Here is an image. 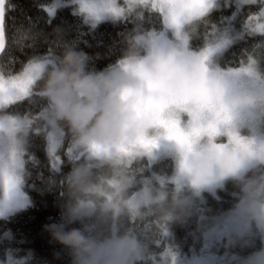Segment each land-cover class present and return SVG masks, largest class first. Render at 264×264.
<instances>
[{
  "label": "trees",
  "instance_id": "16d2710c",
  "mask_svg": "<svg viewBox=\"0 0 264 264\" xmlns=\"http://www.w3.org/2000/svg\"><path fill=\"white\" fill-rule=\"evenodd\" d=\"M54 1L8 0L6 6V43L5 52L0 55V73L10 79L20 75L32 61L51 59L54 64L46 65L26 97L6 107L7 116L30 122L29 130L21 136L22 182L28 204L25 209L0 218V258L11 250L17 257H25V264H77L78 257L85 260L84 253L61 243L54 231L76 230L96 243L113 237L114 223L116 237H133L145 257L158 256L169 248L190 254L199 252L202 242L198 217L201 207H205L207 215L216 217L233 210L242 196L258 190V202H263L264 166L259 165L247 168L240 179L226 181L215 195L192 194L186 186L178 184V189H174L169 184L159 191L155 189L154 201L139 206L138 213L123 209L115 217L114 212H100L99 208L108 202L106 183L120 186L117 203L123 204L142 182L152 181L155 187L157 179L170 176L175 163L171 158L151 162L142 156L130 162L108 160L78 172L85 158L75 148L80 134L62 118L57 121L62 135L55 153L57 159H53L47 151V130L40 118L52 104L45 94L46 83L50 73L64 67L68 51L85 54L82 74L93 78L105 77L122 62L140 59L146 54L142 38L163 31L164 17L150 4L135 3L121 18L91 25L68 4L72 0H59L62 5L49 13L46 8ZM260 10L261 3L244 6L233 23L238 26L245 17ZM234 11L232 5L221 7L198 22L195 30L189 32V49L199 52L214 42ZM216 61L223 70L254 67L264 80V34L234 40ZM81 206L92 207L84 215L72 217V212ZM262 249V235L254 223L246 240L231 248L240 259L250 258Z\"/></svg>",
  "mask_w": 264,
  "mask_h": 264
},
{
  "label": "rangeland",
  "instance_id": "374dc122",
  "mask_svg": "<svg viewBox=\"0 0 264 264\" xmlns=\"http://www.w3.org/2000/svg\"><path fill=\"white\" fill-rule=\"evenodd\" d=\"M123 2L125 6H122ZM135 3L150 4L164 17L163 31L142 38L141 42L146 47V57L143 58L161 52L174 62L177 70L190 58L189 55L194 54L189 49V32L195 30L196 24L221 7L232 5L235 11L215 41L195 54L203 63L204 76L220 83L222 88L198 94L181 93L174 86L167 89L161 84L162 81L167 82V78L150 80L144 77L141 72L144 59H137L122 62L108 72L105 77L110 81V87L99 86L92 100L81 97L72 89L71 102L90 110L89 128L100 115L101 108L116 100L121 106L120 111L127 113L125 127L134 129L130 140L116 144L96 140L82 142L79 138L75 148L78 155L84 154L85 158L78 172L104 161L130 162L142 156L151 162L162 157L171 158L175 163L174 172L167 178L157 179V186H152V181L142 182L126 202L119 203L120 212L123 209L131 212L129 204L141 206L152 203L155 189L159 191L160 187L169 184H173L174 189H178V184L186 186L192 194L205 192L215 195V191L229 179L242 178L247 168L264 166V132L261 131L264 127V80L254 67L223 70L216 61L234 40L245 35L264 34V0H72L68 4L94 25L103 20L121 18ZM256 3H261L258 14L245 17L238 26L233 23L234 16L241 13L242 7ZM83 4L96 15L81 11ZM60 5L62 2L55 0L46 10L52 13ZM181 13L187 14L180 18ZM48 64L53 65L54 61H32L18 75L27 84V90ZM26 96L20 95L14 102ZM12 103L0 106V160L6 159L9 167L8 171L0 167V218L23 210L28 204L22 182L24 151L21 136L29 130L30 122L26 118L7 116L6 107ZM40 118L43 129L47 130V151L57 159L55 153L62 135L57 121L61 118L55 114L53 104L40 114ZM193 154L218 160L229 174L223 173L204 181L199 175L201 170L191 164ZM106 187L109 188L105 195L108 202L99 211L114 212L111 204L117 203L121 189L115 182L106 183ZM260 195L261 190L247 193L233 210L216 217L207 215L205 207H201L198 214L202 236L199 252L186 254L169 248L158 256L145 257L137 241L126 236L135 240L137 247L125 254L126 259L122 257L123 264H264V200L258 202ZM91 207L81 206L72 212V217L84 215ZM119 213H115V217ZM253 223L261 232L263 249L250 258L240 259L231 248L246 240ZM112 235L105 241L119 239L115 223ZM105 241L94 243L97 246L95 264L106 262L107 257L100 247ZM84 255L85 260L90 258L87 253ZM26 260L7 250L0 258V264H25Z\"/></svg>",
  "mask_w": 264,
  "mask_h": 264
},
{
  "label": "clouds",
  "instance_id": "9594fccd",
  "mask_svg": "<svg viewBox=\"0 0 264 264\" xmlns=\"http://www.w3.org/2000/svg\"><path fill=\"white\" fill-rule=\"evenodd\" d=\"M85 54L68 51L63 59L64 67L59 71L50 73L46 83L45 94L51 99L55 114L67 120L74 130L80 134L82 142L96 140L106 144H116L124 140H130L134 135V129L125 127L127 113L120 111V104L116 100L110 101L100 110V115L95 118L89 128L90 110L88 107L72 103V89L87 100H92L97 94L99 86L110 87V81L106 77L93 78L85 76L83 64ZM130 211L138 213V204H129ZM115 213L121 211L119 203L111 204ZM54 236L61 243L77 249L81 253L89 255L88 260L78 257L77 264H95L97 253L96 245L86 239L79 231L69 233L54 231ZM103 254L107 257L105 264H123L122 257L126 259V253L134 250L137 245L135 240L121 237L115 241H105L101 246Z\"/></svg>",
  "mask_w": 264,
  "mask_h": 264
},
{
  "label": "flooded vegetation",
  "instance_id": "af4514ba",
  "mask_svg": "<svg viewBox=\"0 0 264 264\" xmlns=\"http://www.w3.org/2000/svg\"><path fill=\"white\" fill-rule=\"evenodd\" d=\"M193 53L194 54L188 56L190 58L187 57L188 59L184 61L180 70H177L178 67H175L174 62L161 52L144 59L143 57L146 55L145 54L140 58L141 60L144 59L141 72L144 77H148L150 80L154 78L162 80L165 77L168 81H162V86H167V89L168 87L174 86L179 92L186 94H198L222 88L223 85L213 82L204 76L203 63L195 56L198 52ZM262 156L263 155H260V157ZM190 161L194 167L201 170L199 175L204 181H209V177L213 178L223 173L229 174V171L225 170L218 160H209L193 154ZM0 162H3L2 165H0L1 169L8 171L9 167H7L6 159H2Z\"/></svg>",
  "mask_w": 264,
  "mask_h": 264
},
{
  "label": "snow or ice",
  "instance_id": "6c2138e0",
  "mask_svg": "<svg viewBox=\"0 0 264 264\" xmlns=\"http://www.w3.org/2000/svg\"><path fill=\"white\" fill-rule=\"evenodd\" d=\"M8 0H0V53L5 52L6 43V6ZM81 11H88L92 15H96V12L89 9L86 4L82 5ZM187 13H181L182 18ZM30 83V80L28 81ZM27 95V84L22 81L19 76H13L10 79H6L3 73H0V106L14 102L18 96Z\"/></svg>",
  "mask_w": 264,
  "mask_h": 264
},
{
  "label": "water",
  "instance_id": "95a60500",
  "mask_svg": "<svg viewBox=\"0 0 264 264\" xmlns=\"http://www.w3.org/2000/svg\"><path fill=\"white\" fill-rule=\"evenodd\" d=\"M2 53H0V55H1Z\"/></svg>",
  "mask_w": 264,
  "mask_h": 264
},
{
  "label": "bare ground",
  "instance_id": "6f19581e",
  "mask_svg": "<svg viewBox=\"0 0 264 264\" xmlns=\"http://www.w3.org/2000/svg\"><path fill=\"white\" fill-rule=\"evenodd\" d=\"M34 62V61H33Z\"/></svg>",
  "mask_w": 264,
  "mask_h": 264
}]
</instances>
